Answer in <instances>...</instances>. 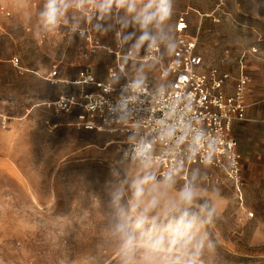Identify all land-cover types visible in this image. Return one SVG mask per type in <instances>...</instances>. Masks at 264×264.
Returning a JSON list of instances; mask_svg holds the SVG:
<instances>
[{"label": "rangeland", "instance_id": "374dc122", "mask_svg": "<svg viewBox=\"0 0 264 264\" xmlns=\"http://www.w3.org/2000/svg\"><path fill=\"white\" fill-rule=\"evenodd\" d=\"M0 2V264H264L263 172L243 169L241 191L209 164L164 179L42 105L77 88L47 81L55 69L161 86L182 14L230 82L241 62L264 72V0H167L166 13L161 0ZM87 26L92 44L76 29Z\"/></svg>", "mask_w": 264, "mask_h": 264}, {"label": "built area", "instance_id": "2783aa9c", "mask_svg": "<svg viewBox=\"0 0 264 264\" xmlns=\"http://www.w3.org/2000/svg\"><path fill=\"white\" fill-rule=\"evenodd\" d=\"M0 13L11 14L2 2ZM76 29L92 44L89 26ZM190 29L187 16L180 15L175 24L177 43L160 72L161 86L135 80L101 81L90 67L80 69L78 78L67 80L55 69L47 81L77 88L44 100L42 105L58 114H73L84 130L115 137L117 151L125 160L157 168L164 179L188 180L192 167L209 164L223 169L241 191L242 154L233 125L247 119L251 78L241 62L231 85L229 72L208 65ZM156 51L157 46H150L142 59L155 58ZM130 55L134 56L133 51ZM12 63L21 69L19 57ZM117 69L123 71L124 65L110 68V78L117 76ZM2 123H7L6 117Z\"/></svg>", "mask_w": 264, "mask_h": 264}, {"label": "crops", "instance_id": "0c3cea01", "mask_svg": "<svg viewBox=\"0 0 264 264\" xmlns=\"http://www.w3.org/2000/svg\"><path fill=\"white\" fill-rule=\"evenodd\" d=\"M246 68L251 78L246 97L247 119L234 123L233 134L242 154V170L257 176L255 173H264V72L249 70L247 65Z\"/></svg>", "mask_w": 264, "mask_h": 264}, {"label": "clouds", "instance_id": "9594fccd", "mask_svg": "<svg viewBox=\"0 0 264 264\" xmlns=\"http://www.w3.org/2000/svg\"><path fill=\"white\" fill-rule=\"evenodd\" d=\"M166 4H167V0H161V11H162V13L167 12Z\"/></svg>", "mask_w": 264, "mask_h": 264}]
</instances>
